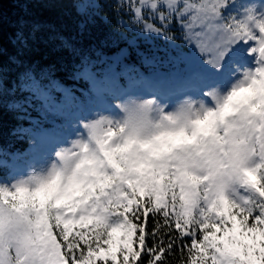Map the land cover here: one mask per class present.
I'll use <instances>...</instances> for the list:
<instances>
[{
	"label": "clouds",
	"instance_id": "9594fccd",
	"mask_svg": "<svg viewBox=\"0 0 264 264\" xmlns=\"http://www.w3.org/2000/svg\"><path fill=\"white\" fill-rule=\"evenodd\" d=\"M169 2V16L192 6ZM159 32L174 41L171 29ZM254 53L227 90L164 102L130 92L86 116L43 167L0 181V239L27 257L28 240L53 221L110 226L123 219L117 208L141 200L154 215L174 209L200 222L222 197L242 200L244 170L264 176V54Z\"/></svg>",
	"mask_w": 264,
	"mask_h": 264
},
{
	"label": "snow or ice",
	"instance_id": "6c2138e0",
	"mask_svg": "<svg viewBox=\"0 0 264 264\" xmlns=\"http://www.w3.org/2000/svg\"><path fill=\"white\" fill-rule=\"evenodd\" d=\"M127 4L135 14L136 23H140L144 19L141 9L144 0H127ZM191 4L177 17L183 28V39L197 49L205 63L218 66L227 47L213 60L212 53L218 45H215L217 35L211 20L221 16L224 0L218 3L217 0H191ZM247 13L246 19L253 20L252 10L248 9ZM223 27L230 35L219 39L226 43L257 40L249 52L258 50L264 54V23L256 22L259 37L243 21L231 17ZM144 29L161 34L154 24H145ZM126 54L127 49H122L112 57L91 63L83 58L77 78L89 83L87 90H81L84 99L75 97L79 101L75 110L59 111L63 122L44 128L43 135L62 142L75 133L86 116L109 106L112 91L98 87L100 78L93 68L98 63H106L104 71H114ZM126 71L121 73L125 79ZM19 81L21 92L53 105L57 104L53 90L60 92L62 99L72 95L70 89L57 81L44 83L43 78L37 79L30 71L21 73ZM204 93L210 94L207 90ZM241 183L253 195L243 197L240 202L222 197L220 207L209 206L212 219L181 222L174 217V209L154 215L146 202L136 200L117 208V214L123 219L110 226L74 220L49 223L45 231L28 240L27 257L12 243L0 239V264H24L25 259H30L31 264H163L169 256H177L180 264H264V176L258 170L245 169Z\"/></svg>",
	"mask_w": 264,
	"mask_h": 264
},
{
	"label": "trees",
	"instance_id": "16d2710c",
	"mask_svg": "<svg viewBox=\"0 0 264 264\" xmlns=\"http://www.w3.org/2000/svg\"><path fill=\"white\" fill-rule=\"evenodd\" d=\"M237 0H224L222 12ZM218 3V0H217ZM151 16L152 11L142 9L144 19L136 23L135 14L127 0H0V157L16 158V152L25 150L28 138L22 129L38 130L41 118L32 106L25 103L26 92L18 88L20 74L30 71L37 79L55 80L69 88L75 97L83 100L81 90L89 83L77 78L81 61L89 63L112 57L127 49L114 71L105 72L106 63L93 68L96 74L115 73L126 63L137 65L143 71L156 76L183 78L192 71H211L223 68V61L230 49L219 37L230 35L223 25L229 22L228 13L211 20L218 34L213 55L217 59L220 50L227 47L218 66H196L189 60L202 56L194 46L188 48L183 39V28L177 22L180 13ZM148 12L149 14H147ZM145 24L175 32L174 41L151 30ZM63 38V39H61ZM237 40L230 45L235 46ZM194 49L190 53V50ZM111 63V61H107ZM18 105V106H17ZM0 165V178L6 172ZM172 264H178L177 256H169Z\"/></svg>",
	"mask_w": 264,
	"mask_h": 264
},
{
	"label": "rangeland",
	"instance_id": "374dc122",
	"mask_svg": "<svg viewBox=\"0 0 264 264\" xmlns=\"http://www.w3.org/2000/svg\"><path fill=\"white\" fill-rule=\"evenodd\" d=\"M172 7L173 5L170 2L165 3V0H144V5H141V9L146 8L152 11L151 16H158L162 14L161 12L165 13V11L159 10L158 8H163V10L169 11ZM248 9L252 10L253 20L251 21L246 19L248 14L247 13ZM230 12L232 13V18L237 21H243L250 28L253 35H255L256 37H259L261 35L259 29L256 27V22L259 21L261 23H264V0H237L233 2L230 8L227 10V13ZM146 13L149 14L148 12ZM224 17L225 15L222 14L221 18L223 19ZM213 30L215 31L217 36L218 34L222 33L221 29L219 30V32L217 31L216 28H213ZM256 44H257V40H252V39L248 40L247 42L241 45H237L233 47L228 42L226 43L227 47L230 49V53L223 61L225 65V66L223 65V68H228L227 67L228 64L226 65L225 63L229 62L235 73L232 74L230 71H227L226 73L221 75L220 91L227 90L232 85V83L235 81L233 79L234 75H236V77L239 78L240 75L242 74V71L246 67L252 68L254 66L256 56L255 53L249 52V49L255 47ZM187 46L188 48H190L192 45L187 44ZM236 49L238 54H231V52ZM192 51L195 50L191 48L190 53ZM230 57L232 58L229 61H227V59ZM212 58L213 60H216L213 54H212ZM189 60L195 61L196 66L202 68L207 66L210 67L208 63L204 62L203 56L194 57L193 59H189ZM164 75H169V73H166ZM203 79L204 78L202 76H197V75L189 79V85H191V90L196 91L193 95H202L205 90H208L207 81H204ZM49 80L50 79H46L43 80V82L48 83ZM53 94L56 97V101H57L56 105H53L50 102L46 103L40 98L30 96V93L28 92H27V100H25V103H27V105L34 104L35 109L43 116V118L46 119L51 116L61 118V116L58 115L59 111L75 110V107H73L75 105V102L72 95L62 99V94L60 92L53 90ZM54 122H57V120H54ZM23 132L29 137V146L25 152L26 158L23 161V165L25 168L24 173L20 174L16 172L15 170L16 168H13L14 172L11 171V173L0 178V181H8L15 179L17 177H22L25 174H27L29 171L43 167L47 163L48 159L51 157L54 147L59 143V142L54 143V141H56L55 138H50L48 136H45L43 135V133L40 134L38 137H35V136H31L30 132L27 129H24ZM9 165L10 167H12L11 163H9ZM247 195L252 196L253 194L247 193ZM237 202H240V200H237Z\"/></svg>",
	"mask_w": 264,
	"mask_h": 264
}]
</instances>
